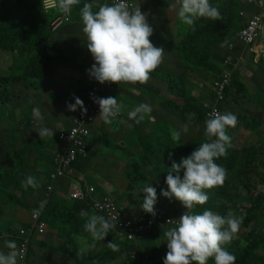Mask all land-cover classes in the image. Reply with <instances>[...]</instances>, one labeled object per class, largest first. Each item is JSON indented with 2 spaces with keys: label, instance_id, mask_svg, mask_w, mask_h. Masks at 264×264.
Segmentation results:
<instances>
[{
  "label": "trees",
  "instance_id": "obj_1",
  "mask_svg": "<svg viewBox=\"0 0 264 264\" xmlns=\"http://www.w3.org/2000/svg\"><path fill=\"white\" fill-rule=\"evenodd\" d=\"M82 2L83 4L90 3L86 0H82ZM210 3L219 8L221 19L197 20L194 30L179 20L178 23L181 22L186 26L183 27V29L186 28V33L182 35L181 40L179 36L177 37V43L181 51L178 52L181 63L192 73L194 72L197 75L204 73V80L210 86L208 89L213 95V106H206L199 111H195L190 104L194 96L186 91L187 83L183 80L184 78L176 80L170 78L169 82V89L174 95L184 100L187 99L184 105L178 106L168 101L164 102L180 112L183 122L188 125V132L192 126L196 125L202 136H195L188 140L189 137H184L182 131L179 142H176L172 139V133L180 131L178 126H175V128L164 122L158 129H154L149 134H143L141 129L138 131L141 125L133 121L136 131L141 135L138 147H141V157L146 163L138 168H133L130 172L126 170L123 172L126 178L129 179L131 187L137 191L143 190L148 185L156 188V190H162L163 187L167 190L166 175L168 168L171 167L173 161L179 163L182 158L189 156L205 141L203 130L205 120L208 118L206 113L213 108H219L222 113H225L227 112L225 109H229V104L233 101L236 102V105H239L240 101L246 100L247 102V99H250L253 106L262 111L264 110L263 99L260 98L256 102L253 96L249 95L250 90L241 82V73L234 67V63L231 62L232 65L226 64L230 58L229 54L234 53V56L237 57L242 53L243 47L241 45L236 44L234 51H229L226 47V40L231 35V27L237 26L236 31L238 32L240 22L235 20L236 17H234L231 6L222 4L220 0H210ZM82 7L83 5L78 8V11ZM61 14L63 13L58 8L47 12L43 11L41 0H0V118L7 121V127L2 128L3 130L0 131V142L4 144L5 153L8 157L7 160H3L2 153H0V198L3 199L2 202L7 210L11 211V218L7 221L3 231L11 235L10 240L14 241L18 248H21V244L26 243L24 236L27 232H29L28 239L32 238V234L36 232V228L34 229L35 221L32 222L31 214L38 208L33 207L47 200V197L44 194V185L42 184L36 189L29 187L25 190L22 187L21 182L27 177V173L23 168L20 153L13 151L11 155L9 147L16 146L17 139L20 137L25 138V134L29 131L32 124L30 120L34 118L31 112L32 105L36 106L35 103L43 101L48 102L58 95L52 92L54 91L53 88L45 89V86H41V81L53 69L59 68L63 64L61 61L64 60V53L61 43L66 42L75 30L73 15L71 14L70 22L64 23L54 32L50 31L51 21ZM175 42V39L171 38V44ZM171 44L170 46H172ZM4 55L7 56L3 57ZM3 58L7 59L6 64L2 62ZM93 63H95L94 60ZM227 72L231 74L229 85L225 89L224 98L217 100L214 84L220 81L223 74ZM112 85L115 87V83H112ZM60 96L62 95L60 94ZM76 96L77 94H73L72 98ZM194 111L197 116L189 122L187 115ZM229 112L235 114L238 118L235 127L237 130L233 132L228 129L232 147L228 149L226 157H221L215 161L227 170V179L223 186L206 190L207 202L204 205L195 206L190 210V213L201 214L204 210H211L224 216L228 211H232L237 216H243L244 219L238 236L227 246V250L236 257L235 264H264V189H261L260 186L264 180V152L261 153L260 148H257V150L247 153L246 155L254 160L251 162L254 163V166L249 167L251 160L245 161L243 157L248 148L245 144L246 138L240 134H246V130L252 135L256 134L261 126V118L246 113L245 110L242 114H237L234 110ZM17 116L19 118L15 120ZM106 144L109 145L110 142H106ZM238 145H241V148H238ZM117 147L122 150V147L118 144ZM169 154H171V159ZM255 157L257 158L255 159ZM90 158L91 156L87 159H77L73 164L76 175L80 173L85 175L92 170ZM38 159L44 163L45 160H48V156L43 154ZM151 159H155V163ZM163 166L165 168H162ZM24 167L26 168V163H24ZM44 169L46 172L50 170L51 173L54 167L51 165L50 168L49 163H47L44 165ZM146 172L153 177L149 178ZM180 175L183 176V170H181ZM85 179L88 183L97 182L90 181L87 176ZM58 188L59 191L64 190L66 181L62 180ZM99 190L97 186V192ZM57 192L58 190L56 194ZM100 192L102 191L100 190ZM161 200L163 220H166V218L178 220L187 211L175 198L169 199L162 195ZM86 203V201L72 199V203L67 204L65 200H52L50 198L43 211L40 212V218L47 222L49 228L51 224H56V234L62 240L68 238L71 241L72 233H69L68 230L72 225L79 230L78 234L84 231L83 225L86 217L79 215L81 210L89 213V215L95 213L90 205ZM122 210L123 213L126 211L125 208ZM0 211L3 218L9 214L4 210L1 203ZM62 216L64 217L63 223L61 221ZM11 222H14L15 225L13 226ZM20 228H22L21 233H19ZM166 230L167 228L163 226L158 230H154L151 235H154L157 231L161 248L168 251L166 237L164 236ZM121 232L122 229L117 225L109 232L110 241L119 245L118 251H113L108 247L105 249L104 247L100 249L102 254L96 252L88 254L81 264H106L105 262L115 261L120 252L128 248V239L120 238ZM42 245L38 246L39 251ZM50 246V252L53 253L55 249ZM157 247V245L155 247L150 245V248L153 249V261L149 264H163L164 260L161 257L154 256ZM28 252H31V250H28ZM39 255L40 257L47 256L45 252L41 251ZM18 261L21 263L22 259ZM69 263L70 261L62 264ZM51 264L60 263L53 261ZM115 264L122 263L117 262ZM208 264H215V262L213 259H209Z\"/></svg>",
  "mask_w": 264,
  "mask_h": 264
},
{
  "label": "clouds",
  "instance_id": "obj_2",
  "mask_svg": "<svg viewBox=\"0 0 264 264\" xmlns=\"http://www.w3.org/2000/svg\"><path fill=\"white\" fill-rule=\"evenodd\" d=\"M261 3L264 4V0H261ZM79 4L80 0H56V7L66 16L70 12L72 14L73 6ZM176 5L179 6L177 12L179 20L188 27L193 28V30L197 20L221 19L219 8L213 6L210 0H176ZM80 17L83 24V32L87 37V49L95 61L89 69V75L100 84H104L105 82L118 85L121 83L146 84L150 79V74L163 62L164 50L162 47H156L152 44L150 37L153 35V28L148 23L146 14L142 13L139 7L136 8V5L133 9L126 3V0H114L112 4L104 3L100 5L99 10L94 12L93 4L84 3L80 9ZM239 26L241 29L243 25ZM241 54L239 60L243 61ZM256 54L260 56L258 52ZM234 67L238 69L239 65H234ZM95 84L97 83L95 82ZM114 90L115 87H113L111 92ZM132 91L135 92L136 89H132ZM107 93L110 92L107 91ZM102 97L93 98L94 102L99 105V116L101 117L99 121L103 120L105 124L111 125L114 118L119 119L122 117L121 105L114 97ZM164 102L161 104L166 105ZM67 107L69 111H77L80 108L82 115L87 112L83 101L78 97H75L74 104H67ZM77 107L79 108L77 109ZM152 110L151 105L140 104L128 112V119L139 124ZM195 115V113L188 114V121H193ZM33 116L40 121L43 120L38 108L33 109ZM237 123L238 118L235 114L230 112L222 113L221 111L214 110L209 114V118L205 120V141L189 156L182 158L179 163L173 161L171 167L168 168L166 175L167 190H164V187L162 190H156V188L150 185L143 188L145 196H142L140 201L142 209L135 214H129L128 211L126 213L136 219L146 216L144 223L148 224L149 220H152L153 224L143 232H140L139 237H136L132 241L128 240V248L120 253L114 263L126 264L129 249L139 250L140 254L143 253L144 247L139 243V239L148 238L154 230L165 226L167 230L164 232V236L166 237L168 251L163 264H193V262L195 264H208L209 259H213L215 264H235L236 257L227 250V246L237 238L244 217L237 216L232 211H228L226 215L221 216L211 210H204L201 214H191L190 210L197 205H204L207 202L208 195L206 194V190L221 187L225 183L227 170L215 161L227 156L228 149L232 147L228 129L235 128ZM97 124L93 128L92 138L95 131H97L95 130ZM182 131L184 133L188 132L187 124H185ZM36 132L41 140L46 137H54L57 141V134L55 136V133L47 127H40ZM180 137V131H174L172 133V139L174 141L179 142ZM262 142L259 145L261 153L264 152L261 148ZM91 145L92 139L89 148H91ZM60 146L58 143L57 150ZM88 151V156L83 159L91 156L92 151ZM93 156L95 155L93 154ZM169 158L171 159V154H169ZM181 170H183L182 177L180 175ZM51 173H49L48 180L43 184L45 195L47 192L46 187L52 182L50 178ZM73 176L82 183L87 182L79 179L75 174V170ZM63 180L67 179L64 178ZM60 183L56 185V182H54L55 189L51 196L52 200L55 199L56 191ZM89 184H94L99 187L102 192L99 190L97 194L100 196L110 194L114 197L104 186L95 183ZM262 184H264V181ZM21 185L25 190L29 187L33 189L39 187L36 178L33 176L26 177L21 182ZM68 185L65 188L66 195H68ZM141 191L142 189L138 194ZM132 194H136V189L133 188ZM162 195L169 199L175 198L187 209L178 220L174 219L176 224L173 223V220L167 222V219L173 218L162 219ZM114 198L118 202V199L116 197ZM49 199L40 203V209L34 210V215H39L40 210L43 209ZM119 206L121 207L122 204H119ZM122 208L126 209V207ZM79 215L86 217L83 229L86 233L90 234L93 241H103L115 226L103 215H97L96 213L89 215L84 210H81ZM32 222H34V219H32ZM41 222L46 225L43 233H40L35 226L36 223ZM6 224L7 222H5L4 227ZM11 224L13 226L15 225L14 222H11ZM35 224L34 229L36 228V232L41 236L50 231L44 219L39 218ZM3 229H0V264H19L20 262L18 260L21 259L20 257L23 254V261L35 264L33 256L31 257V253L28 250H31L33 252L32 255L37 257H40V251L35 244L33 248L29 247L31 246V240L30 238L28 239L29 232L24 236L26 243L21 244V248H18L17 244L10 240L11 235L3 231ZM21 231L22 228L19 229V233ZM75 239L79 240L81 237L76 236ZM107 247L113 251L119 250V245L112 241L107 243ZM149 247L150 245L147 246V248ZM90 248H95V243L90 246L81 247L78 254L84 255ZM6 251L7 253H5ZM151 261L153 260L141 261V263L149 264Z\"/></svg>",
  "mask_w": 264,
  "mask_h": 264
},
{
  "label": "crops",
  "instance_id": "obj_3",
  "mask_svg": "<svg viewBox=\"0 0 264 264\" xmlns=\"http://www.w3.org/2000/svg\"><path fill=\"white\" fill-rule=\"evenodd\" d=\"M89 1L91 4H93V11H98L99 6L102 5V0H86ZM141 1V2H139ZM244 3V8L240 12V18H238V21L240 22V25H243L248 21V19L255 13L256 9L254 6L247 5L243 0H241ZM136 8H140L142 13H145L147 16L148 23L152 26H154L153 33L158 32L159 28L157 27V24L161 27V33L160 35L151 36L154 37V40H151L152 44L156 47H162L164 50L163 54V62L161 65L150 74V79L146 84H125L121 83L120 85L115 84V90L110 93H105L102 98H107L109 96L114 97L117 99V102L121 105V114L122 117L119 119H113V123L111 125H107L103 122V120L98 121L97 126L95 127V133L92 138V147L89 148L91 152V158L90 162L91 164H95V168L97 164H99L103 170L100 172H88L87 174H78L76 176L79 177V179H83L86 181V176L89 177L90 181H97L94 183L99 184V181H101V185H103L106 189H108V185L111 184L110 182H107L104 180V178H113L112 173H120L122 174L123 171L130 172L133 170L132 166H130L128 163L131 159H138V156L141 157V147L139 146V143L132 146L131 143H126L123 136H135L137 134L136 128L133 125V121L128 119V112L133 110L136 106L140 104H149L152 106V112L149 115H146L144 120L141 121L139 124L141 125V128H138V131L141 129L143 134H149L154 129H158L161 125L160 118H157V116L154 114V108L153 102H149L146 97H148V93L151 91L161 92L164 96L165 101H168L170 103H174L176 105H184L185 100L182 99L179 96L174 95L170 89H169V82L170 78L172 80L183 79L187 84L186 91L193 95L192 100L190 104L194 107L195 111H199L201 108H204L206 106H213V95L210 93V86H208V83L204 80V73L201 75H197L192 71L190 72L182 63H181V57L178 55V51L175 50L173 47L174 44L178 41L177 37L181 38L182 35L176 34V25L179 21L177 12H178V5H176V0H134ZM83 5L82 0H80V4L77 6H73L72 8V15H73V24L75 25V30L71 33L70 38L67 39L66 42H62V50L64 53V60L61 61L63 63L59 68H55L52 70V72L47 75L44 78V83H42L43 86L46 88H53L54 93H57L58 95L54 96L51 100L43 101L41 103H35L36 106L32 105L31 112L33 113L34 108H38V105L40 106L38 109L42 111V117L43 120H37V118H31L30 122L32 123L29 127V131L25 134V138H23V143H25L27 146L26 148L29 149V153L27 154L25 158L26 168L29 169V164H32V170L31 175L36 178L37 182H42L41 184H45V182L48 180V174L50 171L41 173L37 171L38 169H42L44 167V163L42 161H39L38 157L40 155H46L48 156V163L52 165V157L55 150L58 148V143L54 137H46L43 140H40V137L38 133L36 132L40 127H47L51 129L55 134H57L58 131L66 130L71 125V120L75 114L76 111H69L67 104H74L75 103V97L72 98L73 94H77L76 97L80 98L82 101L84 100L85 92L87 91V88H84V85L88 82L96 80L89 75V69L94 64L93 58L90 55L91 53L87 49V37L83 32V24L80 17V10L78 11V8ZM175 5V7H173ZM241 13H244V15H241ZM177 21V22H174ZM167 26V28H166ZM166 28V31L164 30ZM172 35H170V32H172ZM166 32V36L165 35ZM150 37V38H151ZM171 38L175 39V43L171 44ZM170 44L172 46H170ZM260 53V56H254L255 62L251 65L250 69L251 71H247L245 67H239L238 70L241 73V82L244 83L250 90H260L264 93V67L260 68L256 65V63L259 61V57H263L264 53V41L261 42V40L257 43V46L255 47V50L252 51V53ZM250 56L253 57V55L248 56H242L243 60L244 58L246 60H250ZM241 65V64H240ZM165 66L164 70L162 68ZM49 79V81H48ZM155 84V86H152V84ZM132 89H136L135 92L132 91ZM60 94L62 96H60ZM251 96V94L249 93ZM71 97V98H70ZM154 99H158L160 96H151ZM163 97V96H162ZM43 98V95H42ZM70 98V99H69ZM83 98V99H82ZM68 99V100H67ZM177 99H182L183 102L179 103L177 102ZM48 100V96H47ZM67 100V101H66ZM241 102H246L245 104V112L249 114L257 115V117H260L261 120V126L257 130L256 134H250L246 130V134L240 133L244 138H246V146L247 151L243 154L244 160L249 161L251 160L249 156L246 154L251 152L252 150H257L259 148V145L261 141L264 139V110L262 111L259 108H256L255 106L250 103V99H247ZM85 101V100H84ZM83 101V103H84ZM233 103L236 104V102L233 101ZM264 103V100H263ZM215 104V101H214ZM166 108L171 110V117L173 121H165L166 124H169L173 127L178 126L180 128V132L182 133V129L185 126L186 123L183 122L182 116L178 110L175 108L170 107L166 103ZM79 107H77L78 109ZM230 109V107H229ZM229 109H225V111L229 112ZM190 112V113H195ZM237 114L244 113L243 111L234 110ZM188 113V114H190ZM186 114V112H185ZM196 114V113H195ZM197 116V115H195ZM188 117V115H187ZM131 125V126H129ZM111 127V128H110ZM176 128V127H175ZM178 129V128H177ZM112 131L115 135L113 136L114 139L110 138L108 135L109 133L106 131ZM118 131V134L115 133V131ZM237 129L235 128H229V131L235 132ZM205 131V125L203 130V135ZM261 134V135H260ZM184 137H189L188 140L192 139V137L195 136H202L201 131L199 128L196 127V125L191 127L189 132L183 134ZM110 138L112 141L116 142L115 146H113L112 149L108 150L110 158H105L106 161H109V164L106 163L104 160L103 162H99L100 160L104 159L102 156V150L100 151V146L102 142V138ZM262 138V139H261ZM91 144V143H90ZM117 144L122 147V150L118 149ZM129 147V148H128ZM131 148H134L130 150ZM238 148H241V145H238ZM131 153L134 155L131 156ZM93 154L95 156H93ZM138 155V156H137ZM115 158L116 161H113L112 158ZM257 157H255L256 159ZM135 159V160H136ZM262 159V158H261ZM254 161L251 160L250 163ZM99 162V163H98ZM43 165V166H42ZM42 166V167H40ZM254 166V163H251L249 167ZM111 169V170H108ZM95 171V170H94ZM33 174V175H32ZM41 175L44 180H42L38 175ZM94 174V175H93ZM107 175V176H106ZM96 179V180H94ZM66 181V186L68 185L69 181ZM111 181V180H110ZM158 182V181H157ZM108 183V184H107ZM156 183V182H155ZM58 192L55 196V200H61L58 199V196L65 195V189L60 190L57 189ZM165 190V188H164ZM158 193V192H157ZM132 195V194H131ZM141 196H145V193L143 190L140 192ZM119 201V200H118ZM87 204V203H86ZM119 204L121 202L119 201ZM39 204L34 205L33 208L38 207ZM88 205V204H87ZM72 225V224H70ZM69 233H72L71 241L68 240V238H64L65 240L61 247H55V244L57 245V242L62 240L57 234L56 231L51 230L45 235L41 236L37 232H34L32 235L31 240V248L34 247V244L37 246L42 247L40 249L41 252H45L47 256H33L34 263L37 264H51L53 261H58V263H68L69 264H78L82 262L85 256L88 254H93L98 249L99 251L96 253H100V249L104 248L107 249V243L109 242V234L105 237L103 241H90L89 243L84 239V245L90 246L93 243H95V248H90V250L84 254V255H78L77 250H79V242L75 237L77 236V233H79V230H77L74 225L70 227L68 230ZM81 233H86L85 231ZM79 234L78 236H82V234ZM162 238V237H161ZM62 240V241H63ZM82 240V239H79ZM72 242L73 246H72ZM49 245H51V248H54L55 251L53 253L50 252ZM122 252V251H121ZM120 252V253H121ZM30 253H33L32 251ZM73 253L76 255V257H73ZM103 257V256H101ZM105 257V255H104ZM41 261V262H40ZM62 262V263H61ZM114 262V261H113ZM110 261V264L113 263ZM108 264L109 262H105Z\"/></svg>",
  "mask_w": 264,
  "mask_h": 264
},
{
  "label": "built area",
  "instance_id": "obj_4",
  "mask_svg": "<svg viewBox=\"0 0 264 264\" xmlns=\"http://www.w3.org/2000/svg\"><path fill=\"white\" fill-rule=\"evenodd\" d=\"M243 1L250 6H254L256 11L248 21L243 24L242 28L237 32L235 39L226 41V47L229 51H234L236 44H238V46L248 47L264 37V4L261 3V0ZM113 2L114 0H111V4ZM126 3L129 4L130 8H135L134 0H126ZM42 8L45 12L56 9V0H42ZM241 15H244V13H241ZM70 19L71 12L67 16L61 14L51 21L50 31H56L64 23L70 22ZM231 62L232 60L229 58L226 64L230 65ZM230 75L229 72L223 74L222 79L214 84V92L217 96V100H222L224 98L225 89L229 85ZM112 90L113 85L107 82L104 84L98 82L93 85L85 92L86 99L83 104L87 109L86 114L82 115L81 109L79 108L72 118L70 127L67 130H61L57 133V141L59 146H61L53 154L54 171L50 174L52 182L46 187V197L47 199L51 198L55 189L54 182H56L57 185V183H60L61 180L66 178L69 181L67 194L71 199L86 201L97 215L105 216L106 219H109L114 225L122 229L120 238L132 241L140 236V232H143L147 227L153 224V221L149 220L148 224H145L146 216L136 219L133 218L132 215H128L126 211L123 213V208L119 206L113 196L110 194H103L100 196L97 194L96 185L89 184L88 182L82 183L73 176V164L77 159L86 158L88 156L93 128L101 119L99 116V105L94 102L93 98H101L107 91L111 92ZM214 110L220 112L219 108H213L210 112H207L206 115L208 118L209 114ZM261 148L264 151V141L262 142ZM36 208L40 209V203ZM43 209L40 210V212L43 211ZM31 217L37 222L40 218V213L37 216L34 215L33 212ZM169 220H173V223L176 224L174 219H167V222ZM35 226L40 233H43L46 229V225L43 222L36 223ZM22 257L20 258L22 259ZM139 260L140 251L129 249L126 264H142ZM19 264L30 263L22 260Z\"/></svg>",
  "mask_w": 264,
  "mask_h": 264
},
{
  "label": "rangeland",
  "instance_id": "obj_5",
  "mask_svg": "<svg viewBox=\"0 0 264 264\" xmlns=\"http://www.w3.org/2000/svg\"><path fill=\"white\" fill-rule=\"evenodd\" d=\"M138 1V0H137ZM101 2H103L102 4L104 3H108V4H111V0H102ZM141 2V1H139ZM220 2L224 5H229L231 6L232 10H233V14H234V17H236L235 20H238V16L240 15V12L243 10L244 8V3L241 1V0H220ZM174 22V21H173ZM177 22V21H175ZM174 22V23H175ZM157 27L159 28L158 32H155L153 33L152 36H155V35H160L161 33V27L157 24ZM183 27H186L185 25H183L181 22L177 23L176 25V34H179V35H184L186 33V28L183 29ZM153 30H154V26H152ZM167 28V26H166ZM166 28L164 29L166 31ZM237 26H232L231 27V35L229 36V38H227L226 41H231V40H234L235 39V36L237 34ZM173 31L170 32V35H172ZM166 36V32H165V35ZM150 40H154V37H151ZM261 42L264 41V37L260 39ZM258 40L256 43H254L252 46H248V47H243L242 51L243 53L241 54V57L243 56H248V55H253L250 56V60H246L244 58L243 61H240L239 60V55L237 57L234 56V53L233 54H229V57L230 59L232 60V63H234V65H239V67H245V69L247 71H251L250 67L252 64H254L255 62V57L258 56L256 53H252V51L255 50V47L257 46V43L260 41ZM174 48L176 51L178 52H181L179 49V46H178V43L176 42V44H174ZM252 49V50H251ZM259 53V52H258ZM260 54V53H259ZM182 55V54H181ZM264 55V53H263ZM7 55H4L3 57H6ZM255 56V57H254ZM236 59V60H235ZM261 59V63L259 64V62L256 63V65L259 67H264V56L263 57H259V60ZM233 60H235V62H233ZM3 63H7V59L6 58H3L2 60ZM241 64V65H240ZM238 67V68H239ZM165 68V66L162 68L161 71H163ZM178 79V78H177ZM42 83H44V80L41 81V86H42ZM38 84L40 85V83L38 82ZM93 85H95V82L94 81H91V82H88L84 85V88H87V89H90ZM152 86H155V84L153 83ZM43 90V88H42ZM251 96H253V98L255 99L256 102L259 101V99H263L264 100V93L263 91H260V90H252L250 92ZM160 96L157 100L154 99L153 97L151 96ZM85 96V95H84ZM148 97H146V99L149 101V102H153L154 105H153V108H154V114L157 116V118H160V123L163 124L165 121H173L172 117H171V110L167 109L165 105H162L161 103L163 101H165V98L164 97H167L169 98L168 96H164L161 92H156V91H151L148 93L147 95ZM163 96V97H162ZM177 102L179 103H182L183 100L182 99H177ZM245 103H239V105H236L235 103H230L229 104V107H230V111L232 110H241V111H244L245 110ZM40 106L38 105V108ZM41 112V115H42V111L40 110ZM19 118V116H17L15 118V120H17ZM116 119V118H114ZM39 120V119H37ZM117 120V119H116ZM7 127V121L4 119V118H0V131L3 130L2 128H6ZM111 128V127H110ZM115 131V130H114ZM109 133V137L114 139V133L110 130L106 131ZM137 132V131H136ZM116 134H118V131H115ZM19 135H22V134H19ZM261 135V134H260ZM105 138L103 137L102 138V142H101V146H100V151L102 150V156L104 159L100 160L99 162H103L104 160L106 161L105 158H110L112 156H110L108 150L112 149L113 146H115V142L112 141L110 138ZM123 138H126L125 139V142L128 144V143H131L132 146L136 145L140 139H141V135L137 134L135 136H133L131 138V136H123ZM41 140V139H40ZM106 142H110L109 145L106 144ZM26 144L23 143V137H20L19 139H17L16 141V146H12V147H9L11 149V151L9 152L11 155H12V152L13 151H16L18 153H20V157H21V161L23 162V168L26 170V173H27V177L31 175V172L32 170H30L32 168V164H29V169L25 168L24 167V163H25V158L27 156V154L29 153V149L26 148ZM129 148V147H128ZM134 148H131L130 150H132ZM0 153H2V158L3 160H7V155L5 153V148H4V144L2 142H0ZM134 155L133 153H131V156ZM138 156V155H137ZM151 157V156H150ZM153 158V157H152ZM49 159V158H48ZM136 159V158H135ZM131 159L130 162L128 163L130 166H132L133 168H138L142 165H144L146 163L145 160H142V157H139L138 156V159ZM113 161H116L115 158L113 157L112 158ZM151 161L153 163H155V159H151ZM98 162V163H99ZM48 163V160L44 161V164H47ZM107 164H109V161H106ZM42 165V166H43ZM40 166V167H42ZM91 167H92V170L90 172H100L103 170V168L97 164L96 168H95V164H91ZM132 168V169H133ZM162 168H165V166H163ZM161 168V169H162ZM95 170V171H94ZM108 170H111V169H108ZM37 171L41 172V173H45L46 170L44 169V167L42 169H38ZM50 171V170H48ZM47 171V172H48ZM33 175V174H32ZM38 177H40L42 180H44V178L37 174ZM94 175V174H93ZM112 175L113 178H104L105 181L107 182H110L111 184L108 185V190L114 195V197H116L122 204L121 207H126V211H128L129 214H135L137 213L140 209H142V206L140 204V201H141V198L142 196L139 193V191L136 190V194H132L133 192V188L131 187V185L129 184V179L126 178V176L124 175V172H122V174L120 175V173H112L110 174ZM146 175L149 177V178H152L153 176L151 174H149L148 172H146ZM107 176V175H106ZM26 179V178H25ZM25 179H23L22 181H24ZM154 179V178H153ZM111 180V181H110ZM152 180V179H151ZM155 180V179H154ZM264 181V180H263ZM262 181V182H263ZM155 182V181H154ZM42 182H38V184L40 185ZM99 184L101 185V181H99ZM108 184V183H107ZM103 186V185H102ZM31 188V187H30ZM264 188V184H261V189ZM32 189V188H31ZM132 194V195H131ZM58 199H61V200H65V202L67 204H71L72 203V199L68 196V195H63V196H58ZM2 198H0V203L2 205V207L4 208V210H6L7 213H9L7 216H5L4 218L1 217V211H0V229L4 228V224L5 222H7L10 218H11V211L7 210L5 204H3L2 202ZM118 201V202H119ZM120 204V205H121ZM14 208V206H12ZM163 209V207H162ZM192 214V213H191ZM3 218V220H2ZM64 217L62 216L61 218V221L62 223L64 222ZM55 228L56 227V224H51L50 225V230L51 232L53 230H56ZM82 236H78L79 234L77 233V236L78 237H81L82 240H78V242L80 243L79 244V249L81 247H84V239L89 243L90 241H92V237L90 236V234L88 233H81ZM157 234L158 232L156 231L154 233V235H150V237L148 238H142V239H139V243L141 244V246L144 247V250H143V253L140 254V260L139 261H142V262H145V261H149L151 260L153 257V249H151L149 247V249L147 248L148 245H157V251L154 252V256L156 257L157 255L159 256V258L161 257L163 260L164 258L166 257V254H167V251L163 248H161V245L160 243L158 242L159 241V238L157 237ZM122 240V239H121ZM109 242H111L109 240ZM108 242V243H109ZM74 242H72V245H73ZM63 244V241L60 240L57 242V247H61V245ZM99 249L96 251L98 252ZM77 252L79 253V250H77ZM80 255V254H78ZM31 257H32V253H31ZM73 257H76V255L73 253ZM110 264V262L108 263ZM111 264H115L114 262L111 263Z\"/></svg>",
  "mask_w": 264,
  "mask_h": 264
}]
</instances>
